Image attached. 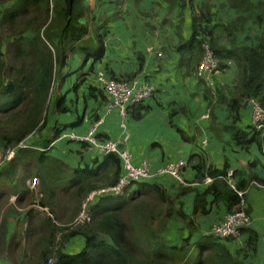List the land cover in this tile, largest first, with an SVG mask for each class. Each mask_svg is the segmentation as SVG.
<instances>
[{
  "label": "trees",
  "instance_id": "16d2710c",
  "mask_svg": "<svg viewBox=\"0 0 264 264\" xmlns=\"http://www.w3.org/2000/svg\"><path fill=\"white\" fill-rule=\"evenodd\" d=\"M133 1L137 8L142 2ZM88 2L0 0V155L6 158L10 149H17L18 155L0 172V180L17 179L16 187L23 190L26 198L31 194L26 189L27 179L39 176L42 178L41 191L49 190L52 200L64 201L60 211L72 215L79 212L89 192L115 186L120 171V159L116 154L106 156L102 164L95 161L96 169L64 166V171L54 169L52 165L57 161L47 157L50 145L67 128H76L82 123L81 117L64 127L49 123L60 71L68 66L70 57L74 55L81 58L80 71L90 64L88 71L77 78L73 88L77 92L85 78L94 72L97 62L105 56V29L110 19L97 16ZM165 2L170 10L175 6L181 9L177 34L182 35L184 19L189 10L191 13L192 37L187 42L181 37L177 46V51L187 59V74H197L204 56L203 44L207 43L219 61V71H227L229 62L237 66L236 94L230 95L229 99L218 94L219 103L228 108L229 118L238 120L250 98L257 100L264 109V0H215L217 5L212 3L213 0ZM215 8L217 10L213 12ZM132 77L126 80L135 79ZM65 80H60V90ZM89 92V98H97L95 88L91 87ZM54 100L51 113L70 112L65 95L59 94ZM233 120L228 124L230 131H236ZM247 131L249 133L237 131L233 136L235 139L241 137L239 147L248 150L256 144L262 151L264 137L255 133L252 125ZM33 134L42 137L43 142L37 143L39 149L20 148ZM250 167H254V163ZM202 168L201 164L197 165L199 175ZM228 172L220 173L221 176L215 172L218 177L210 174L219 181L212 182L209 190L197 195L195 215L209 213L206 207L211 194L215 197L213 202L224 201L230 213L237 212L241 209L242 200L237 191H247L249 180L264 184V180L255 175L235 172L233 179L239 178L240 181L233 187L229 183ZM110 175L114 180L109 179ZM138 186L134 192L127 188L122 197L99 198L91 206L92 221L80 228L66 229L67 232L51 228L52 220L30 211L32 227L37 221L43 226L39 230L43 246L33 247L29 264H48L50 258L55 259V264H246L241 258L243 250L233 253L229 249L228 242L232 239L219 240L207 236L192 243V233L185 232L192 220L183 212V204L156 183ZM6 188L0 185L2 199ZM186 194L180 192L179 196ZM33 197L29 203L35 202ZM40 205L51 204L41 200ZM53 212L54 219L58 220V214ZM244 231L249 237L246 249L255 251L258 235L248 229L241 230V234ZM58 232L63 233L61 248L54 251ZM77 236L84 238L85 248L78 254H65V246ZM16 248L20 249V245L17 244Z\"/></svg>",
  "mask_w": 264,
  "mask_h": 264
},
{
  "label": "crops",
  "instance_id": "0c3cea01",
  "mask_svg": "<svg viewBox=\"0 0 264 264\" xmlns=\"http://www.w3.org/2000/svg\"><path fill=\"white\" fill-rule=\"evenodd\" d=\"M97 2V0H89L88 4L95 13L98 12L96 14L99 16L101 8ZM107 3L109 4L103 16L109 18L110 21L105 29L104 58L97 62L94 72L85 78L77 92L73 90L77 84V78L83 72H87L90 66L89 64L83 71H80L82 62L77 55L70 57L68 66L60 71L55 83L50 111L52 112L54 99L59 94L66 96V106L70 108L67 114L52 113L55 117V124L60 127L69 126L74 124L79 117L82 123L76 128H67L61 137L50 145L47 157L57 161L52 165L54 169L62 171H64V166L70 169H96L94 162L102 164L106 156L88 144L69 140L64 134L84 136L93 124L99 123L97 134L102 141H116L125 135L128 137L125 147L131 153L134 165L138 166L147 161L153 169H159L171 162L185 161L187 167L182 172V181L177 182L166 175L142 183L160 185L173 199L183 204V212L192 220L189 230L185 232H189V235L192 233V243H196L203 237L210 236L212 227L230 213L227 203L213 202L215 197L211 194L207 199L209 204L206 207L209 213L194 214L197 195L204 194L212 185V183H206L208 177L211 178L210 174L218 173L221 176L220 173L229 170L233 173L255 175L260 180H264V148L261 151L256 144H253L246 150L239 147L241 137L233 138L237 131L249 133L247 128L252 125L249 107L246 105L239 119L234 118L233 120L229 118L226 105L220 104L218 100L219 93L228 99L230 95L236 94L237 66L232 62L227 71L215 75L214 87L210 88L195 74H187V59L177 51L181 37L186 42L192 37L190 10L189 15L184 19L182 35H180L177 34V28L181 22V9L175 6L170 10L165 0H142L138 8L133 0L130 2L112 0ZM212 3L217 5L215 0ZM216 10V8L213 9V12ZM128 13L132 14L133 20L128 17ZM156 22L165 25L164 29L162 30L160 26V29H157ZM171 32L174 33L172 39ZM158 33L162 35L158 36ZM149 48H152V52L148 51ZM158 53L163 56L159 57ZM98 65L109 68L110 71L105 68L108 77L123 80L134 76L143 83L152 84L156 89L155 94L149 100L130 109L125 129L122 128L123 120L119 110L112 105V99L96 82L95 75L98 72L96 71ZM64 78L66 80L60 90V80ZM91 87L97 91V98H89ZM206 113H210L209 119H202L207 115ZM232 120L236 131L229 130L228 124H232ZM35 135L36 140L26 147L39 149L37 143L43 142L42 137L33 134ZM0 157L2 158H0L1 172L9 166L10 162L6 161L3 155ZM17 157L18 155L15 158ZM251 163H254L252 168ZM199 164L203 166L201 175L197 173ZM122 173L120 162L118 180ZM32 179H38L40 183L38 190L42 194L43 202L51 204L44 206L43 212L34 208L38 203H29L32 194L24 198L23 190L16 187L17 179L0 180V185L7 187L3 189L5 191L2 193L3 199L0 194V264H29L30 258L32 260L30 254L33 247L43 246L41 244L43 241L39 236V230H42L43 226L37 221L32 227L30 211L42 218L52 220L53 227L51 228L61 229L72 224L79 213L72 215L61 212L60 208L64 207L65 202L52 200L49 190L42 192L40 189L42 178L39 176L28 178L25 185L27 186V182ZM109 179L112 181L114 177L110 175ZM58 180L60 179L56 181ZM61 181H64V178ZM214 181L216 183L219 178ZM234 181L239 183L240 179L237 178ZM142 183L133 185L130 192L137 191L138 185ZM263 186L249 180L246 188L247 210L252 220L248 231H253L258 235L256 250L246 249L249 237L245 231L239 240L228 242L231 252L237 253L243 250L241 258L246 264H264ZM26 189L29 190L28 187ZM29 192L32 193L30 190ZM180 192H187V194L179 196ZM53 210L58 214V220L54 219ZM17 244L20 245V249H15ZM84 248V238L77 236L70 240L63 252L74 255Z\"/></svg>",
  "mask_w": 264,
  "mask_h": 264
},
{
  "label": "built area",
  "instance_id": "2783aa9c",
  "mask_svg": "<svg viewBox=\"0 0 264 264\" xmlns=\"http://www.w3.org/2000/svg\"><path fill=\"white\" fill-rule=\"evenodd\" d=\"M204 56L199 65L196 76L199 79L205 81V83L211 88L214 87V76L220 74L219 61L214 57L209 44H203ZM152 52V48L148 49ZM159 57L162 54L158 53ZM229 62L227 65H231ZM96 82L105 93L112 99V105L119 110L120 116L123 120L122 128L125 129V122L129 118L128 111L132 107L142 104L149 100L156 92L155 87L150 83H143L138 78L133 80H115L108 77L105 73L97 72L95 75ZM246 105L249 107L252 115V126L254 132L259 133L264 137V109L258 103L257 100L250 98L246 101ZM209 114L202 117V119H208ZM100 124L95 123L91 126L89 131L84 136L66 135L69 140L85 143L93 148L98 149L102 155L108 156L116 154L121 162L123 173L120 176L118 182L112 187H103L100 189L92 190L86 196L82 202L80 211L73 221L66 229L83 227L92 221V204L102 197L107 196H118L122 197L125 194V190L135 184L150 181L160 176H169L175 179L177 182L182 181V172L187 167L185 161L179 160L168 163L159 169H153L152 165L145 161L141 165H134L132 162V155L129 150L125 147V143L128 137L125 135L123 138L116 141L108 140L102 141L98 138V128ZM24 143L21 144L20 148H25ZM27 148V147H26ZM17 156V149H10L6 153V161L10 162ZM229 182L235 187L232 173L229 174ZM211 179L208 178L206 183H210ZM38 179H32L27 182L28 189L37 196L42 194L38 190L39 186ZM241 200V209L237 212L227 214L223 220L215 224L211 231L210 236L219 240H239L241 238V230L248 229L251 226L252 220L250 215L247 213V203L244 200L245 192L237 191ZM41 199L40 197H36ZM35 206H39L35 204ZM44 210L43 208H39ZM67 232V230H66ZM63 233L58 232L56 240L53 246L54 251H58L60 243L62 241ZM262 245L264 247V234L262 235ZM48 264H55V259L50 258Z\"/></svg>",
  "mask_w": 264,
  "mask_h": 264
},
{
  "label": "rangeland",
  "instance_id": "374dc122",
  "mask_svg": "<svg viewBox=\"0 0 264 264\" xmlns=\"http://www.w3.org/2000/svg\"><path fill=\"white\" fill-rule=\"evenodd\" d=\"M127 2H130L131 0H126ZM97 4L99 5V7L101 8V11L99 12V16H103V15H105V11H106V6L109 4V3H107L106 1H101V2H97ZM97 14H98V12H96ZM128 17H131L132 18V20H133V16H132V14H129L128 13ZM224 18H225V16H224ZM156 24V28L157 29H164V26L165 25H161L159 22H156L155 23ZM159 26H160V28H159ZM163 33V32H162ZM162 33H158V36H161L162 35ZM170 37H171V39L172 38H174V33L173 32H171L170 33ZM80 60H81V58H80ZM80 60H79V62H80ZM82 62V61H81ZM105 68H106V70L107 71H110L109 70V68H107V67H105L104 65H98V70H96V71H99V72H102V73H105V74H107L106 73V71H105ZM95 71V72H96ZM109 76V75H108ZM54 93H55V90H54ZM50 110H51V108H50ZM49 123H50V125H53V124H55V117H54V115L51 113V112H49ZM69 135H71V133H69ZM74 135V134H73ZM77 136V135H76ZM36 138H37V136L35 135V136H33L32 135V137L31 138H29V139H27L25 142H24V144L25 145H28V146H30V145H32L31 143L33 142V141H35L36 140ZM1 158V157H0ZM1 160V159H0ZM64 181H62V183H63ZM33 196H34V198H35V202H34V204L35 203H38L39 205H40V201L43 199V197H41V196H37V194H33V193H31ZM36 197H40L41 199H37ZM34 208H36V209H38V210H40L39 208H43V207H41V206H34ZM40 212H43L42 210H40ZM50 215V214H49Z\"/></svg>",
  "mask_w": 264,
  "mask_h": 264
},
{
  "label": "clouds",
  "instance_id": "9594fccd",
  "mask_svg": "<svg viewBox=\"0 0 264 264\" xmlns=\"http://www.w3.org/2000/svg\"><path fill=\"white\" fill-rule=\"evenodd\" d=\"M113 79H115V80H118V79H116V78H113ZM120 81V80H119ZM219 100V99H218ZM129 111H130V109H129ZM128 111V112H129ZM206 114H210V113H206ZM209 119V118H208ZM256 133V132H255ZM230 173H232V175L234 176V173L233 172H228V176H229V174ZM230 177V176H229ZM209 178V177H208ZM211 179V182L210 183H207V184H211L213 181H214V179L211 177L210 178ZM234 180V179H233ZM230 183V182H229ZM234 183H235V185H236V182L234 181ZM263 186V185H262ZM132 187V186H131ZM131 187H129V188H131ZM264 187V186H263ZM246 194H245V196H244V200L246 201V196H247V191H244ZM246 203H247V201H246Z\"/></svg>",
  "mask_w": 264,
  "mask_h": 264
}]
</instances>
